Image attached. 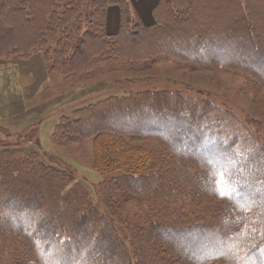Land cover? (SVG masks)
Returning a JSON list of instances; mask_svg holds the SVG:
<instances>
[{"label":"trees","instance_id":"1","mask_svg":"<svg viewBox=\"0 0 264 264\" xmlns=\"http://www.w3.org/2000/svg\"><path fill=\"white\" fill-rule=\"evenodd\" d=\"M229 1L228 8L232 9L229 19L223 18L219 10L211 12L212 17L206 18L201 27H194L201 18L197 16L208 11L199 3L203 0H159L152 13V25L144 24L133 13L128 0H0V34L4 33L0 35V66L39 52L48 77L69 81L89 76L106 65L146 64L173 58L190 67L219 64L241 70L254 82L264 85V47L258 48L263 43L254 34L258 30L264 34V0ZM195 4L200 6L197 8ZM110 7H116L119 12L118 27L113 34L106 32ZM255 9L259 20L254 19ZM219 27L225 30L221 32ZM223 38L226 42L234 40L225 45L230 50L228 55L225 50L217 53L222 46L213 44ZM214 45L218 48L207 51ZM124 95L127 97H109L62 117L53 137L67 143L91 138L96 170L118 173L114 186L133 196H154L155 210L151 215L140 216L129 230H146L164 246L154 249L151 257L155 264H172V260L180 264H248L249 261L259 264L264 257L262 210L259 209L261 217L248 222L252 235L234 248L231 236L234 232L229 229L231 232L225 234L219 229L225 230L224 219L205 225L209 214L185 215L178 205L204 199L199 195L206 194L233 207L243 202L245 194L260 195L264 185L262 141L229 110L223 111L207 102H197L194 106L188 97L167 95L162 90H136ZM186 103L189 108L185 110ZM145 109L153 116L164 114L167 120L186 122L188 129L184 132L188 137L145 127L150 126L145 120L154 119L152 115L144 117ZM0 130L8 131L3 127ZM127 135L153 137L162 144V150L148 152L143 147H131L124 140ZM158 155L166 160L157 164ZM42 156L37 148L0 145V197L4 195L0 201V237L13 234L31 247L28 259L17 264L70 261L105 264L102 255L112 258L115 264H127L124 245L113 224L102 218L86 187L73 174L44 162ZM197 167L203 168V173L197 172ZM18 186L22 189L14 194L13 189ZM217 190L231 191L233 195L230 200L222 199ZM103 197L108 208L110 196ZM261 204L264 209V203ZM28 213H38L39 222L27 218L21 223V214ZM34 226L41 230L39 237L32 231ZM87 229L89 234H95L97 242L101 240L99 247L104 249L90 254L68 253L65 243H73ZM233 230H237L236 225ZM189 233L204 234L199 241L208 247L188 251L177 238ZM86 238L82 244L90 246L92 240ZM58 241L63 242L59 255L50 248ZM210 248L213 249L210 255H200ZM230 254L233 261L224 258ZM134 256L140 261L139 255Z\"/></svg>","mask_w":264,"mask_h":264},{"label":"rangeland","instance_id":"2","mask_svg":"<svg viewBox=\"0 0 264 264\" xmlns=\"http://www.w3.org/2000/svg\"><path fill=\"white\" fill-rule=\"evenodd\" d=\"M199 3L206 7L208 11L197 16L201 18L197 22L198 25H194V27H199L206 18H211V12L220 10L219 14L223 15L222 17L225 19H229L231 16L230 12H232V9L230 11L228 8L230 7L229 4H231L229 0H203V2ZM197 6L200 5L195 4V7ZM110 8L108 9L109 14H111ZM256 11L258 10L255 9L254 13ZM182 13L180 16H182ZM111 16L114 17V14L112 13ZM259 17V13L254 14V19L259 20ZM152 20L154 21V18ZM108 30L109 33H114V25L109 26ZM218 30L222 32L225 28L219 27ZM187 32L190 33V31ZM238 33L241 32L239 31ZM238 33L234 35H238ZM2 34L4 35L3 32L0 35ZM254 34L263 43L258 48L264 47V34H260V30ZM226 41L227 39L225 38L216 39L213 44L222 46V49L214 45L212 49L207 51H213L218 48L216 50L218 51L217 53L221 54L225 50V54L228 55L230 50L225 49V45L234 42V40ZM188 49H191V47ZM44 62L42 53L36 52L27 58L12 59L5 62V65L0 66V127L8 130L7 132L0 130V145H8L11 148H15L17 144L20 147L24 146L26 150L37 148L42 153L44 162L73 174L75 179L86 187V191L91 196L98 212L102 214V218L113 224L115 234L124 245L123 249L127 264H155L151 255L154 254V249L160 247L161 244L146 230H141V232L129 230L132 224H137L140 216L151 215L153 210H155L157 203L155 205L154 196H133L129 192L114 186L115 179H118V173H101L96 170L94 168V150L91 138L73 143L55 139L53 131L62 117H69L74 111L94 105L109 97H127L124 94L131 91L162 90L167 95L186 96L189 101H194V106H197V102H207L216 108L223 109V111L229 110L264 145V85L254 82L252 78L241 70H232L219 64L214 66L203 64L198 67H190L185 63L184 65L178 63L173 58H165L156 59L146 64L106 65L89 76L64 81L61 77H48ZM188 108V103H186L185 110ZM192 109L195 110L194 107ZM191 110L189 111L190 113L192 112ZM145 111L144 117L153 116V114H150L151 112L146 109ZM158 115L161 116H153L154 119L145 120V124L150 125L145 127H155L170 133L172 136L179 135L180 138L188 137L184 132L187 127L186 122L182 120H167L163 117L164 114ZM124 116L125 119H129L127 115ZM111 119L114 120V118ZM189 136L191 138V133ZM124 140L129 146L143 147L148 152H155L158 149L162 150V144L153 137L127 135ZM157 158L159 159L157 164L161 160H166L165 157L162 156L160 158L159 155ZM196 171L203 173V168L197 167ZM104 183H106L105 188L101 191ZM15 188L13 189L14 194L20 192L22 186ZM262 188L259 191L261 196L245 194L247 197L245 195L242 197L243 202L235 204L233 207L228 205V202L220 201L214 196L200 194L199 196H204V199L191 203H180L178 205L179 211L189 216H207L209 214L203 223L205 225H213L215 222L224 219L222 225L225 230L221 227L219 229L225 234L231 231L234 232V235L231 234V236L234 241L233 247L235 248L252 235L251 225L248 222L261 217L259 209L264 213V209H261L263 208L261 203H264V199H261L264 195V185ZM31 193H35V191ZM103 196H110L108 208L104 204ZM3 197L4 195L0 197L1 202L4 199ZM169 209L171 210L170 207ZM27 218H33L38 223L40 217L38 213L21 214V223H24ZM235 225L237 230L234 231L233 227ZM35 227L32 231L35 232V237H39L41 230ZM90 229L85 230L83 234L80 233L78 239L73 241V243H65L69 246L64 247L66 251L68 253L77 251L79 254L82 252L90 254L92 251H102L104 247H99L101 240L97 242L95 234H89ZM158 234L162 235V232L158 231ZM203 235L201 233L196 235L189 233L185 234V236H179L177 239H180L186 245L185 247L189 248L188 251L195 252L208 247L203 246L202 241H199ZM81 236L83 237L82 239ZM140 237L142 238L141 240ZM85 238L92 240L90 246L82 244ZM218 242L220 243L219 240ZM206 243L208 244V240H206ZM62 244V241L54 242L50 248L56 251L55 254L59 255L58 252ZM161 247L164 246L161 245ZM30 248L28 244H25L13 234L1 236L0 264H17L20 261L27 260L29 257L28 253L31 252ZM105 248L107 249L108 246ZM80 249L84 250L81 251ZM211 251L213 249L210 248L200 255H210ZM216 252L218 253L220 250ZM134 254L139 255L140 261H136L137 258ZM58 255L57 257H60ZM101 257L104 259L105 264H115L112 258L105 255ZM197 257L194 255V258ZM229 258L228 260L233 261L231 254ZM239 258L243 257L239 256ZM215 261L218 260L211 262ZM77 263L78 261L73 262V264ZM171 263L180 264L178 260H172ZM68 264H72V262L70 261ZM248 264H252V262L249 261Z\"/></svg>","mask_w":264,"mask_h":264},{"label":"crops","instance_id":"3","mask_svg":"<svg viewBox=\"0 0 264 264\" xmlns=\"http://www.w3.org/2000/svg\"><path fill=\"white\" fill-rule=\"evenodd\" d=\"M130 8L136 13L141 21L146 24V25H152L153 24V10L155 6L157 5L159 0H128ZM111 14H114V17L107 12V21H106V27L109 29V26L114 25L115 27V32L116 28L118 27V19H119V12L116 7H111ZM109 10V11H110ZM114 32V33H115ZM109 33V30H108ZM113 34V32L109 33Z\"/></svg>","mask_w":264,"mask_h":264},{"label":"snow or ice","instance_id":"4","mask_svg":"<svg viewBox=\"0 0 264 264\" xmlns=\"http://www.w3.org/2000/svg\"><path fill=\"white\" fill-rule=\"evenodd\" d=\"M217 195L220 196V198L222 199H231V196L233 195V193L231 191H220L217 190ZM213 259H219L220 256H212ZM225 259H230L229 257H224ZM252 264H257L256 261H253ZM259 264H264V257L261 258V260L259 261Z\"/></svg>","mask_w":264,"mask_h":264}]
</instances>
